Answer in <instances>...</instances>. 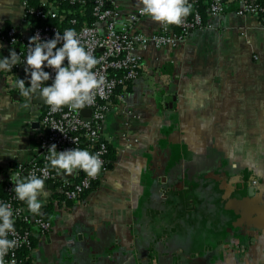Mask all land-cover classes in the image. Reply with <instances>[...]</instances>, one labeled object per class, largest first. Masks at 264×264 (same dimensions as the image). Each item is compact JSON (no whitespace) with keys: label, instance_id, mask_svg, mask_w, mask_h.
Masks as SVG:
<instances>
[{"label":"crops","instance_id":"obj_1","mask_svg":"<svg viewBox=\"0 0 264 264\" xmlns=\"http://www.w3.org/2000/svg\"><path fill=\"white\" fill-rule=\"evenodd\" d=\"M25 1L0 0V28L30 30ZM116 1L121 22L143 8ZM205 21L178 47L143 52L140 76L108 104V170L55 201L25 264H264V20L230 7ZM164 27L144 14L133 30ZM16 76L0 72V182L36 157L44 130L42 98L24 97ZM45 188L37 214L58 191Z\"/></svg>","mask_w":264,"mask_h":264},{"label":"built area","instance_id":"obj_2","mask_svg":"<svg viewBox=\"0 0 264 264\" xmlns=\"http://www.w3.org/2000/svg\"><path fill=\"white\" fill-rule=\"evenodd\" d=\"M72 4H80L84 7L88 0H65ZM201 0H187L192 5L190 14L180 24V31L170 30L164 27L158 33L144 34L134 31V25L144 16L142 8L129 14L125 22L120 21L121 11L116 0H93L92 15L94 20L91 24H79L77 17H71L67 26L61 24H44L30 27L28 32H23L17 26L0 28L1 49L9 52L15 49L23 58L28 51L29 38L40 34L41 39H49L66 28L76 29L81 42L86 49L97 57L99 63L94 71L97 76L104 77V83L95 90L94 102L82 109H72L65 105L59 111H52L45 103L41 122L44 130L39 137V150L36 157L27 164L17 165L15 173L21 172L23 176L30 173L37 175L47 171L45 184L54 183L66 200H76L87 190L91 189L108 170L111 159L109 157L111 146L103 136L104 120L111 98L116 95L120 86L138 78L142 72L143 52L149 47H178L189 35L190 31L200 27H211L205 21L200 10ZM232 7L239 16L258 15L264 20V0H209L208 14L216 17ZM60 5L42 0L39 7H32L25 1V19L28 15L47 19L61 15ZM27 20V19H26ZM67 63V60H65ZM54 77L52 68H46ZM29 83L25 73V62L14 65L10 70ZM51 79L47 83H51ZM27 86V85H26ZM91 109L90 116L85 113ZM52 143L57 145V150L71 149L74 147L87 148L89 152H99L102 165L95 176H89L84 170L76 169L74 177L65 176L63 170L57 172L49 165L47 157L48 146ZM14 181L9 178L5 185V196L0 201L11 204L15 216V233H9V239L15 238L17 246L10 249L5 256L6 264H25L23 252L33 248V227L41 233H46L52 228V222L42 214L32 213L25 204L15 197Z\"/></svg>","mask_w":264,"mask_h":264},{"label":"clouds","instance_id":"obj_3","mask_svg":"<svg viewBox=\"0 0 264 264\" xmlns=\"http://www.w3.org/2000/svg\"><path fill=\"white\" fill-rule=\"evenodd\" d=\"M142 11L156 21L167 24H181L191 10L187 0H142ZM27 54L22 58L15 49H9L8 56L0 55V72L10 71L14 65L25 62L27 79L16 76L14 87L29 99L39 90V96L52 111H59L67 105L72 109H82L94 102L95 90L104 83L103 76H97L93 70L99 63L96 56L86 49L76 29L66 28L56 32L52 38L41 39L37 32L29 38ZM0 47H3L0 44ZM67 60V63H65ZM52 68L54 77L46 68ZM51 79V83H47ZM46 159L57 172L63 170L71 174L82 169L89 176H95L101 169L100 153H91L87 148L74 147L57 150V145L48 146ZM37 175L23 176L17 171L11 179L14 181L15 197L27 203L32 213H38L42 206L41 197L47 196L45 179L47 171ZM9 233H15V216L11 204L0 201V264H6L5 256L17 246L15 238L9 239Z\"/></svg>","mask_w":264,"mask_h":264},{"label":"trees","instance_id":"obj_4","mask_svg":"<svg viewBox=\"0 0 264 264\" xmlns=\"http://www.w3.org/2000/svg\"><path fill=\"white\" fill-rule=\"evenodd\" d=\"M27 1L29 5H31L32 7H39L42 3V0H27ZM48 1H52L59 4L62 14L59 17L47 18V19L37 17L36 15H28L26 19L29 21L31 27L41 26L44 24H54V23L61 24V26H67L69 23V19L71 17H77V19L79 20V24H91L94 20V17L92 15L93 0H88L84 7H81L80 4H72L65 0H48ZM208 2L209 0H201L199 3V7L204 16V19H206L207 16L209 15ZM173 26L175 31H180V24L179 25L173 24ZM109 157L111 160L114 158L112 148ZM8 181L9 178L0 182V197L6 195L4 188ZM64 199L65 198L60 191L55 192L52 195V198L49 201V203L44 206V214L42 215L49 220V213L53 211V208L55 207V201H57V204H59ZM22 202L24 203V201Z\"/></svg>","mask_w":264,"mask_h":264},{"label":"water","instance_id":"obj_5","mask_svg":"<svg viewBox=\"0 0 264 264\" xmlns=\"http://www.w3.org/2000/svg\"><path fill=\"white\" fill-rule=\"evenodd\" d=\"M192 30H193V29H192ZM192 30H191V31H192ZM34 96H35V97H40V96H39V90H37V93L34 94ZM40 102L43 103V104H45V102L43 101V99H42ZM85 113H87V114L90 116V114H91V109H86V110H85ZM63 174H64L65 176H71V177H72V176L75 175V172L73 171L71 174H67V173L64 172Z\"/></svg>","mask_w":264,"mask_h":264}]
</instances>
